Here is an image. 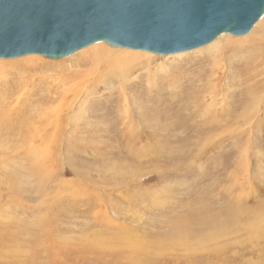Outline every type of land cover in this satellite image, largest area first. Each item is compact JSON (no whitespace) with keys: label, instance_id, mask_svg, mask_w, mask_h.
I'll return each instance as SVG.
<instances>
[{"label":"rangeland","instance_id":"1","mask_svg":"<svg viewBox=\"0 0 264 264\" xmlns=\"http://www.w3.org/2000/svg\"><path fill=\"white\" fill-rule=\"evenodd\" d=\"M252 30L222 34L238 46L214 48L216 38L147 53L122 83L100 80L67 109L45 104L57 96L46 82L65 79L94 44L58 60H0L6 81L33 86L15 95L23 124L0 134V166L9 152L26 153L6 165L20 184L0 197V264H264V32L251 40ZM112 49L110 60L125 50ZM30 58L64 69L29 71ZM11 64L22 68L10 74ZM31 120L37 131L22 146L15 130ZM172 232L191 245L168 247Z\"/></svg>","mask_w":264,"mask_h":264},{"label":"water","instance_id":"2","mask_svg":"<svg viewBox=\"0 0 264 264\" xmlns=\"http://www.w3.org/2000/svg\"><path fill=\"white\" fill-rule=\"evenodd\" d=\"M264 0H0V60L70 56L95 43L168 56L244 36Z\"/></svg>","mask_w":264,"mask_h":264},{"label":"bare ground","instance_id":"3","mask_svg":"<svg viewBox=\"0 0 264 264\" xmlns=\"http://www.w3.org/2000/svg\"><path fill=\"white\" fill-rule=\"evenodd\" d=\"M258 20H257L258 22H255V24L252 26L253 27L252 28L253 30L251 31V33H253V35H251V38H249L251 40L254 39V38H256V37H258L256 35H258L259 32L260 33L264 32V15H262ZM257 29H258V31H257ZM224 39H225V36H223L222 34L219 35L217 37V40L219 42H215L214 48H216L220 44L221 45H228V44L231 45L232 44V43H229V42L225 41ZM100 43L101 42L92 45L91 46L92 48L90 47L89 50H86L85 52L83 50L82 51L83 53L81 55L78 54V55H80V57L78 56V59L79 60H76L74 62V64H73L74 71L67 72L65 79H63V80L62 79L61 80H57V78H56V79H51V81L49 80L48 82H46V84H47L46 87L48 88L49 93H52V94H50V96L53 95V94H55L57 96L56 97L47 98L46 100H48V101H46L45 104H47L48 102L53 104L55 102L62 101V106L65 107V105H66L65 109H67L69 106H71L70 103H69V101L72 102L74 100V99L73 100H69L68 99L69 97H76V94L78 92L88 91L89 89H93L94 87L97 86V82L98 81H100V80L105 81L109 77H112V78L116 79V81H117L116 84L122 83L125 79H127L131 75V72L135 69L134 65L130 64L131 61H133L134 59H143V60H149V59H151V57L147 53H145V55L144 54L143 55L142 54L139 55V54H137L138 51H137V53H134L135 51H132L131 52V51H125L124 50L123 52H121V54H118L120 56L116 57L113 60H110L109 59V56L111 54H115L114 50L112 48L105 47V46H103V44H100ZM232 45L233 46H238L237 44H232ZM219 50H221V49H219ZM234 50L235 49H232L230 52H233ZM221 52L222 51H220V54H221ZM259 52H261V51H259ZM253 55H254V52H247L245 57L246 58H251V57H253ZM33 57H37V56H33ZM210 59H212V57ZM31 60L33 61L32 63L34 64V66L32 68H30L29 71H34L35 68L37 67V65H39V67H37V68H39L41 70H47V71H49L51 69L54 70L56 68L59 69V70L60 69H64L60 65L53 66V64L43 62V61H41L39 59H36V60L31 59ZM113 61H115V63H118V64H115V66L117 67V69L114 68V70H111L110 67H112V62ZM217 62H219V61H217ZM231 62H233V61H231ZM40 63L43 64V67L40 66ZM35 64H36V66H35ZM204 66H206V65H204ZM4 67L5 66H3L2 68H4ZM8 68H9V70L14 69V72H11L10 74H17L18 72H16V71L19 68L21 69L22 68V65L21 64H11L10 66H8ZM107 68H109L110 70L109 71L108 70L102 71V69H107ZM29 71H27V72H29ZM60 71H63V70H60ZM0 74H2V73H0ZM59 75H60V78H64V77H62V74H59ZM197 75H200V74H197ZM0 79H1L0 80L1 81L0 82V94H1L0 95V134H4L5 132H7L5 134V136L7 138H5V139H9L10 138V129L13 127V125H15V124H18V125L23 124L22 115H20V113H19L21 111V106H22V103H23V97L21 98V96L20 97L19 96L17 97L15 95H16V93H18L20 91V89H23L26 92L29 87H33V86H31L32 84H30V82L29 83L28 82H26V83H20L19 82L20 84L19 83H10L11 81H8V80L6 81V76L5 75L4 76L3 75L0 76ZM64 83H65V85H64ZM104 85H107V84H104ZM123 85H125V83ZM120 87H121V85H120ZM58 89H60L61 91L58 92ZM219 89H217V90H219ZM40 90L41 89H38L37 91H39L40 93H42ZM48 90H46V92ZM118 90H119V88H118ZM34 91L36 92V90H34ZM118 92H120V91H118ZM252 93H253V91H252ZM23 94L24 93H21L22 96H23ZM26 96H25V98H26ZM30 96H33V95H30ZM42 117L41 118H37V120H36V124H39V126L41 124H44ZM153 119L155 120V118H153ZM16 120H17V122L15 123ZM31 122H32V120H31ZM154 122L155 121H153V123ZM30 123L28 122V124H30ZM147 124H145V125H147ZM30 126L31 127L26 128L25 130L23 128H19V129H16L15 130V134L19 135V137L21 139L22 146L24 145V142H29V140L30 141H33V139H34V137H33V131L35 130V128L33 127L34 126L33 125V122H32V124ZM55 126L57 127V124ZM57 130H58V128H57ZM35 131H37V130H35ZM3 143H4V140H3ZM4 144H6V143H4ZM8 149L9 148H6V151ZM26 150H29V149L27 148ZM32 153H34V152H32ZM17 155H18V157L16 156L15 153L12 152V154H11V152H9V155L7 157L6 156H3V159H2L3 160V163L0 166V197L2 196V194L4 192H7V191L10 190V188H11L10 186H15V185H19L20 184V182L18 181V178L16 177V176H18V174H15L14 169L12 168V169H9L8 170L6 168V165H8V162H10L12 159H14L16 161L17 160L23 161L26 158L25 157L26 156V153L25 152H18ZM34 155H35V153H34ZM9 157H10V159L7 160L6 158H9ZM9 174L12 175V176H9ZM253 221H254V219H253ZM204 224L205 223L201 219H198V225H197L198 227H203ZM256 233L258 234V233H264V232L261 231V230H258V232H256ZM256 233L254 235L255 237L258 236ZM169 235H170V237H169L168 247H175L176 246V247H181L183 249H187L188 246L191 245V243L188 241V238L185 239L186 237H190L191 236L189 234L184 235V237H185L184 238L185 239L184 242L185 243L183 241H181V238L180 237L176 236L177 235L176 233L172 232V233H169ZM260 236H261V234H260ZM251 245H253V244H251ZM53 246H54V243H52L50 245V247H53ZM58 246L59 245L56 244V247H58ZM60 246L62 247V249H64L62 245H60ZM258 247H260V246H258ZM53 249H55V251H56L55 246L53 247ZM261 250H262V248H261ZM55 251H53V252H55ZM257 252H258V250H257ZM57 255H59V253ZM260 257H261V255H260ZM97 264H106V263H104L103 261H100L99 260ZM110 264H118V263L111 262Z\"/></svg>","mask_w":264,"mask_h":264}]
</instances>
